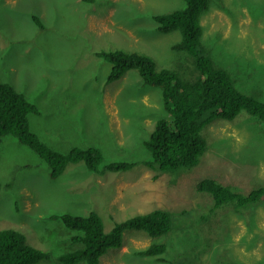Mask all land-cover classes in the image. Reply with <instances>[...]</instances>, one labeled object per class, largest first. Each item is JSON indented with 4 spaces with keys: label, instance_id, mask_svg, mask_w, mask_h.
Returning a JSON list of instances; mask_svg holds the SVG:
<instances>
[{
    "label": "rangeland",
    "instance_id": "1",
    "mask_svg": "<svg viewBox=\"0 0 264 264\" xmlns=\"http://www.w3.org/2000/svg\"><path fill=\"white\" fill-rule=\"evenodd\" d=\"M186 6V0H0V79L38 106L32 129L51 147L96 146L105 162L149 159L144 140L158 119L170 117L162 90L137 69L109 82L112 63L99 54L140 52L159 69L194 79L193 56L173 47L182 32H163L155 20ZM202 24L215 65L264 99V0H212ZM203 136L208 148L193 166L161 171L140 164L96 173L81 161L53 178L35 150L13 134L0 135V231L19 230L49 252L39 264H61L59 256L81 243L53 215L95 211L109 232L118 222L163 209L173 215L169 233L128 230L123 246L111 248L100 264H264V195L255 203L217 205L198 190L203 179L242 197L264 187V121L243 110L233 120H214ZM154 243L166 251L140 253Z\"/></svg>",
    "mask_w": 264,
    "mask_h": 264
},
{
    "label": "trees",
    "instance_id": "2",
    "mask_svg": "<svg viewBox=\"0 0 264 264\" xmlns=\"http://www.w3.org/2000/svg\"><path fill=\"white\" fill-rule=\"evenodd\" d=\"M186 2L187 6L183 9L157 14L155 20L163 32L177 29L182 32V40L173 47L188 51L193 56V66L198 71L194 79H189L176 69H159L153 57L140 52L116 49L99 54L112 63L109 82L120 79L128 70L137 69L145 83L161 88L170 117L158 119L154 130L144 140L151 158L105 162L102 149L96 146H76L68 152L51 147L32 129L30 115L40 112L38 106L24 92L1 79L0 135L13 134L35 150L48 163L51 176L56 178L69 163L81 161L96 173L126 171L140 164L161 171L193 166L208 148L203 131L214 120H233L246 110L264 121V99L244 92L228 70L215 65L203 44L202 16L210 10L212 0ZM33 17L41 25L39 17ZM198 190L209 192L216 198L217 205L236 199H239V205L255 203L264 195V187H261L242 197L214 179L200 181ZM53 217L61 219L66 227L75 231L74 239L81 243L79 248L59 256L61 264H100L102 256L111 248L123 246L126 231L139 230L156 237L169 233L173 227L172 213L163 209L118 222L109 232L103 218L95 211L89 215L64 213ZM165 251L164 243H154L140 253L160 255ZM49 256V252L30 244L23 232L12 228L0 231V264H39Z\"/></svg>",
    "mask_w": 264,
    "mask_h": 264
}]
</instances>
